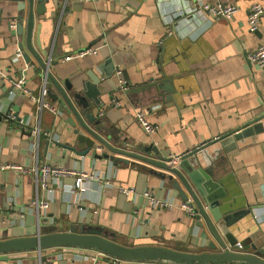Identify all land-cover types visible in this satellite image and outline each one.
Returning <instances> with one entry per match:
<instances>
[{"label":"crops","instance_id":"1","mask_svg":"<svg viewBox=\"0 0 264 264\" xmlns=\"http://www.w3.org/2000/svg\"><path fill=\"white\" fill-rule=\"evenodd\" d=\"M217 3L235 5L239 12L233 19L193 13ZM18 4L0 0V240L77 226L102 229L129 247L209 251L196 219L182 209L186 201L173 189L171 173L105 147L79 154L74 132L81 127L72 112L61 109L55 83L64 91L79 90L93 77L100 82L101 104L88 112L98 123L99 136L116 150L146 158L155 159L156 151L165 159L198 152L203 168L216 162L230 210L251 212L232 230L247 233L242 242L251 238L264 250V69L248 60L264 46V16L256 33L248 27L251 6L264 8V0H47L46 13L35 16L32 36L44 68L26 46V31L21 37L14 27L10 30ZM26 6L27 16L28 2ZM20 44L29 64L23 57L15 60ZM92 49L96 51L77 58ZM115 55L127 66L117 67L108 79L102 66ZM69 56L76 58L65 61ZM50 60L45 98L57 113L41 112L31 98L42 97ZM22 76L30 95L15 87ZM138 113L156 128L154 134L144 131ZM235 132L234 142H219ZM83 149H89L87 143ZM43 164L96 179L86 182L84 192L74 188L73 177L44 189L35 172ZM15 165L28 171L3 169ZM121 188L134 192L126 195ZM145 192L171 201L174 208H152ZM37 201H47L49 207L38 210ZM40 261L111 264V258L74 248L0 255V264Z\"/></svg>","mask_w":264,"mask_h":264},{"label":"water","instance_id":"2","mask_svg":"<svg viewBox=\"0 0 264 264\" xmlns=\"http://www.w3.org/2000/svg\"><path fill=\"white\" fill-rule=\"evenodd\" d=\"M18 2V16L10 19V30L15 29L17 36H24L26 31V46L36 57L39 64L44 68L45 63L37 56L32 47V36L35 27L36 14L42 16L46 13L47 0H15ZM26 2H28V15L26 16ZM36 7V8H35ZM26 22V26H25ZM15 23V24H13ZM12 28V29H11ZM39 43V41H38ZM19 50L24 51L23 44ZM47 56V53L44 52ZM27 64L31 62L29 56L22 53ZM120 55L110 58L106 66V77L109 79L117 67L127 66L120 59ZM114 65V66H113ZM111 69H113L112 73ZM60 93L61 109L67 108L72 112L81 128L76 129V148H80L81 156H87L91 150L107 148L114 154L125 157H134L150 165L171 173L173 189L178 192L183 201L191 199L197 207L196 226L209 241L208 252L189 253L158 246L129 247L119 244L114 235L106 233L102 229H89L84 231L81 227L73 226L66 232H53L49 234H38L36 236L0 240V255L26 252H42L55 248H74L99 253L111 259L126 263L143 264H264V250L259 249L251 238L242 242L247 233H242L237 228L232 230L239 218L245 219L251 215L245 208L233 212L227 200V192L224 189L221 174L217 163L203 168L197 158L198 152H192L178 160L162 158L156 151V158H146L130 152L114 149L104 138L99 136L98 123L89 114L91 107H99L101 104V91L99 79L93 78L86 82L82 88L63 90L55 83ZM128 93V91L126 92ZM94 120V123H92ZM88 122V123H87ZM76 126V125H74ZM97 127V128H96ZM95 128V129H94ZM234 134H229L219 140L223 145L235 141ZM89 137V138H88ZM87 143L89 149L84 150ZM76 150L75 148H69ZM96 157H99L98 155ZM108 158V156H105ZM128 163L126 160H121ZM172 165V166H171ZM177 166V168H174ZM175 176V179H174Z\"/></svg>","mask_w":264,"mask_h":264},{"label":"built area","instance_id":"3","mask_svg":"<svg viewBox=\"0 0 264 264\" xmlns=\"http://www.w3.org/2000/svg\"><path fill=\"white\" fill-rule=\"evenodd\" d=\"M84 2H93V1H99V0H83ZM194 14H205L212 16L214 18H225V19H233L239 12V8L235 5H223V4H215V5H203L198 8L192 9ZM264 16V8L260 4H253L249 11V17H248V27L249 31L251 33H256L259 30L260 22L262 17ZM95 49H92L90 51H87L85 53L79 54L77 58L83 57L86 54H91L95 52ZM22 58V52L18 51L16 54L15 60L18 61ZM76 57L69 56L65 58V61L73 60ZM248 60L251 64H254L258 66L261 69H264V46L259 47L253 54L248 56ZM49 64L46 67V79H45V86L43 87V95L41 98H36L32 96V100H34L38 106L39 109L42 111L48 110L52 113H57L56 106L50 104L46 101V92H47V78L49 74V69L51 65V60L48 62ZM15 87L17 89L22 90L26 94H31L29 90L26 88V79L25 76H22L21 79H19L17 82H15ZM138 121L141 124L144 131L148 134H154L156 132V128L149 123L146 119L143 113H138ZM42 131L40 127L35 130V135L37 138L41 137ZM50 133V132H49ZM49 133L46 135L49 136ZM180 158V157H179ZM179 158H175L173 160H178ZM14 169L17 172H27L28 170L22 166H6L3 169ZM35 172L37 173V183L42 185L44 189H48L50 182L57 181L60 182L66 177H73L75 178V185L74 188L78 190L79 192H84L85 184L86 182L96 179L93 175H89L86 172L78 171V170H72L69 168H64L56 165H49V164H43L40 168L36 169ZM106 184H109V182H105ZM121 192L123 194L129 195L134 192L133 189H126L121 188ZM145 198L149 201V204L154 209H165V210H171L174 208V205L169 200H162L156 198L151 192H145L144 193ZM35 207L39 210H46L49 207V203L47 201H37L35 203ZM183 211L192 218H196L198 215L197 207L193 202L186 201L182 205ZM90 252V251H89ZM39 264H44L42 262H39ZM111 264H127L126 262L111 259Z\"/></svg>","mask_w":264,"mask_h":264},{"label":"rangeland","instance_id":"4","mask_svg":"<svg viewBox=\"0 0 264 264\" xmlns=\"http://www.w3.org/2000/svg\"><path fill=\"white\" fill-rule=\"evenodd\" d=\"M40 262H42V261H40ZM43 263V262H42Z\"/></svg>","mask_w":264,"mask_h":264}]
</instances>
